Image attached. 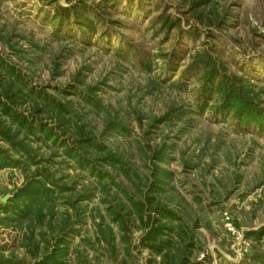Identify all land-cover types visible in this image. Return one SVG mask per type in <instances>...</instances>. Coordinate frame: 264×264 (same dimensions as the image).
Listing matches in <instances>:
<instances>
[{
    "label": "trees",
    "instance_id": "obj_1",
    "mask_svg": "<svg viewBox=\"0 0 264 264\" xmlns=\"http://www.w3.org/2000/svg\"><path fill=\"white\" fill-rule=\"evenodd\" d=\"M8 1L0 0V40L11 47V35L3 33L6 24L2 22L9 12L5 8ZM65 1L66 4L61 0H42L44 6L39 9L42 20L53 25L58 37L75 33L89 45L94 39L99 44L105 42L118 55L135 60L146 71H152L156 58H161L163 73L166 71L171 80L177 76L173 84L193 82L199 109L209 107L218 115H228L238 125L264 132V85L260 83L264 80L230 69L215 50V38L208 28L207 38L211 39L201 41L199 48L190 51L182 44L185 35L201 38L202 26L226 23L216 13L215 0H181L189 18L188 29L167 6L156 14L152 12L151 26L156 34L164 33L163 41L173 33L178 37L171 50L158 54H151L114 29V24L123 27L124 23L111 17L125 15L119 13L120 7L129 12L135 6L132 0L127 6L122 0ZM22 5L27 6L26 1L16 7L21 10ZM138 8L145 10L142 2ZM163 73L158 82H162ZM87 90L82 94L87 103L98 113L107 112L104 129L98 134L78 115L70 100L32 85L26 73L0 54V170H19L24 176L22 185L13 190L6 202L0 199V241L1 229L12 230L11 243L0 242V264H134V250L148 251L145 264H196L199 218L192 219L185 210L186 199L172 185L173 172L162 166L170 158L168 145L149 146V172L143 178L102 140L108 130L123 132L127 128L117 112L111 115L105 110L96 87ZM180 111L173 108L155 122L181 116ZM63 162H74L75 167L88 171L100 183L111 177L107 170L111 167L135 188L122 189L123 199L117 193L109 199L106 193L101 199L104 211L97 207V214L92 216L91 209L94 240L83 237L77 244L73 241L87 223L88 205L83 203L90 201L92 195L75 193L64 181L59 166ZM136 231L140 232L138 243L134 238ZM247 235L260 243L264 226ZM18 248L25 249L24 258L16 255ZM255 250L254 259L264 263V243L263 249L257 245Z\"/></svg>",
    "mask_w": 264,
    "mask_h": 264
},
{
    "label": "rangeland",
    "instance_id": "obj_2",
    "mask_svg": "<svg viewBox=\"0 0 264 264\" xmlns=\"http://www.w3.org/2000/svg\"><path fill=\"white\" fill-rule=\"evenodd\" d=\"M25 1L27 6L22 5L19 10L16 6ZM61 2L66 4L65 0ZM132 2L135 6L129 12H123L120 7L119 13L125 15L111 17L124 23L123 27L114 24V29L151 54L171 50L178 38L173 33L163 41L164 33L156 34L151 26L152 12L156 14L167 6L170 13L182 18L186 29L190 27L181 0ZM141 2L145 10L138 8ZM157 2L159 8L155 5ZM122 3L127 6L129 0ZM43 6L42 0L8 1L5 8L9 12L4 14L2 22L6 24L3 33L11 35L12 46L0 40V54L26 73L32 85L45 87L49 93L70 100L78 115L98 134L104 129L107 112L98 113L82 96L88 87H96L105 110L111 115L117 112L118 119L127 128L123 132L108 130L100 137L143 178L149 172V146L168 145L170 158L162 166L173 172L172 185L178 195L186 199L185 210L192 219L199 218L196 233L200 248L196 264H228L236 258L235 239L224 226L225 212L251 243L249 252L236 263L264 264L254 259L255 246L263 249L264 239L258 243L247 235L264 226V132L238 125L228 115H218L209 107L199 109L193 82L188 81L183 86L173 84L177 76L171 80L166 71L163 73L161 58H156L152 71H146L135 60L118 55L116 49H110L105 42L99 44L94 39L89 45L80 41L79 36L75 37V33L71 37H58L53 25L40 16L39 9ZM214 7L226 23L202 26L201 38L195 40L185 35L182 44L190 51L199 48L201 41L211 39L207 38L208 28L215 38L212 40L217 45L215 50L230 69L264 80V0H215ZM116 42L114 38L113 43ZM162 73L163 80L158 82ZM173 108L181 109L178 113L183 111V114L167 122H155ZM74 165V162L59 165L64 181L75 193L92 195L90 201L83 203V206L88 205L87 223L80 228L81 235L73 237L77 244L83 237H95L91 209L92 216L97 214L94 210L97 207L104 211L101 199L106 193L109 199L115 193L123 199L122 189L135 188L121 172L111 167H107L111 177L100 183L88 171ZM23 181L19 170H0L1 201L4 197L8 200ZM1 231V244L11 243L12 230ZM139 235L138 231L134 233L136 243ZM134 253V264H145L148 251L134 250ZM202 253L206 256L200 259ZM16 255L24 258L25 249L18 248Z\"/></svg>",
    "mask_w": 264,
    "mask_h": 264
},
{
    "label": "built area",
    "instance_id": "obj_3",
    "mask_svg": "<svg viewBox=\"0 0 264 264\" xmlns=\"http://www.w3.org/2000/svg\"><path fill=\"white\" fill-rule=\"evenodd\" d=\"M223 221H224L225 229L227 230V232L233 235L235 239V245H237V249L235 250L236 258L233 259V262L228 264H237L236 262L240 261V259L249 252L251 243L249 239L244 235V233H242L236 227L228 212H225L223 214ZM205 256L206 253H202L200 255V259L204 258Z\"/></svg>",
    "mask_w": 264,
    "mask_h": 264
},
{
    "label": "water",
    "instance_id": "obj_4",
    "mask_svg": "<svg viewBox=\"0 0 264 264\" xmlns=\"http://www.w3.org/2000/svg\"><path fill=\"white\" fill-rule=\"evenodd\" d=\"M7 198H8V197H4V198L2 199V201H4V202L7 201Z\"/></svg>",
    "mask_w": 264,
    "mask_h": 264
}]
</instances>
